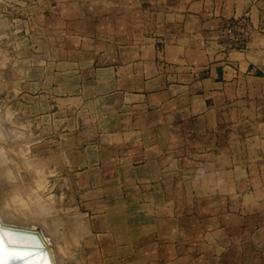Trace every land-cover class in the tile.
Masks as SVG:
<instances>
[{
	"label": "crops",
	"instance_id": "1",
	"mask_svg": "<svg viewBox=\"0 0 264 264\" xmlns=\"http://www.w3.org/2000/svg\"><path fill=\"white\" fill-rule=\"evenodd\" d=\"M142 1L155 18L141 46L109 58L107 88L65 102L95 223L84 248L92 264H264V135L231 145L264 125V0ZM245 13L257 34L225 53L217 30ZM121 206L131 226L103 228Z\"/></svg>",
	"mask_w": 264,
	"mask_h": 264
},
{
	"label": "rangeland",
	"instance_id": "2",
	"mask_svg": "<svg viewBox=\"0 0 264 264\" xmlns=\"http://www.w3.org/2000/svg\"><path fill=\"white\" fill-rule=\"evenodd\" d=\"M147 4L142 0H0V19L7 24L0 31V125L21 135V146L12 144L11 151L25 155L23 161L28 165L25 169L21 162L22 169L39 171L43 197L50 198L60 217L66 219L62 245L67 246V256H75L76 264H92L91 249L84 245L95 223L78 204L75 174L80 165H75L80 148L76 131L68 124L65 102L82 85L91 90L98 82L103 88L109 86V58L127 56L131 41L141 46L148 24L155 18ZM51 49L57 61L51 60ZM61 54H66L65 63ZM245 129L253 132L231 143L236 150L252 148L251 133L264 135V125L255 128L247 123ZM28 170H21L29 178L23 176V180L34 183L37 175ZM132 211L131 207H107L105 214H114L115 219L108 225L102 223L103 228L112 225L124 232L130 225L126 215L132 219ZM69 218L78 219L77 231L71 230ZM132 257L121 255L120 259L124 262Z\"/></svg>",
	"mask_w": 264,
	"mask_h": 264
},
{
	"label": "bare ground",
	"instance_id": "3",
	"mask_svg": "<svg viewBox=\"0 0 264 264\" xmlns=\"http://www.w3.org/2000/svg\"><path fill=\"white\" fill-rule=\"evenodd\" d=\"M6 26V22L0 19V31H3ZM2 127L0 125V232L7 233L8 237L15 242L13 245L6 239V250L24 257L22 260H12L10 264H28L33 254L39 251L49 253L54 264H76L75 256H67V250H65L67 246L64 248L62 245L67 232L62 231L66 219L60 217L50 198L43 197L41 189L43 185L39 187V171L35 172L27 168L28 172H31L29 174H34V177L37 175L34 181V183L38 182L37 185L33 183L31 175L29 177L32 182L23 180L25 175H21V172L27 173L25 165H28L23 161L25 155L21 157L22 154L21 156L13 154L10 147L18 142L20 144L21 135L14 129L5 130ZM25 147H29V144ZM21 162L25 171L20 167ZM79 224L77 218H69V226L73 232L77 231Z\"/></svg>",
	"mask_w": 264,
	"mask_h": 264
},
{
	"label": "built area",
	"instance_id": "4",
	"mask_svg": "<svg viewBox=\"0 0 264 264\" xmlns=\"http://www.w3.org/2000/svg\"><path fill=\"white\" fill-rule=\"evenodd\" d=\"M249 13L222 23L216 33V41L225 53L244 50L257 34Z\"/></svg>",
	"mask_w": 264,
	"mask_h": 264
},
{
	"label": "snow or ice",
	"instance_id": "5",
	"mask_svg": "<svg viewBox=\"0 0 264 264\" xmlns=\"http://www.w3.org/2000/svg\"><path fill=\"white\" fill-rule=\"evenodd\" d=\"M8 243L14 245L7 233L0 232V264H10L12 260H22L24 257L10 253L5 248V240ZM28 264H54L49 253L44 251H39L33 254L32 258L28 261Z\"/></svg>",
	"mask_w": 264,
	"mask_h": 264
}]
</instances>
